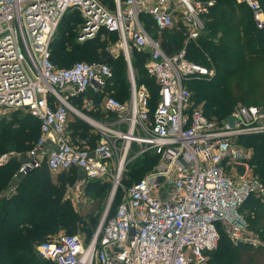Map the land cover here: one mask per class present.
<instances>
[{"label": "built area", "instance_id": "obj_1", "mask_svg": "<svg viewBox=\"0 0 264 264\" xmlns=\"http://www.w3.org/2000/svg\"><path fill=\"white\" fill-rule=\"evenodd\" d=\"M239 1L264 30L262 1ZM213 3L114 0L110 7L101 0H0V107L26 108L41 128L17 174L45 161L54 174L82 171L86 179H79L77 187L87 180L113 179V199L122 192L113 214L111 203L89 239L79 232L61 233L35 246L39 256L54 264H212L221 229L234 244L256 243L247 235L240 209L250 196L264 201V182L250 172L253 150L240 138L264 133V107L239 104L230 114L233 124L227 118L219 121L195 105L187 87L188 80L213 74L189 60L186 51L204 30L203 14ZM72 11L83 19L80 40L94 38L101 28L117 32L128 60L127 101L110 93L113 69L108 63L77 61L58 67L52 62L51 42ZM144 13L153 18L159 35L173 29L178 16L187 32L184 46L167 54L145 28ZM132 47L149 53L145 67L159 89L153 110L148 88L137 85ZM92 95L100 96L99 106ZM75 98H81V106L73 103ZM84 108L99 109L105 117L94 118ZM70 113L100 132L96 145L71 137ZM15 152L2 153L0 166ZM146 153L159 159L143 178L128 189L121 177L115 183L121 163L125 169Z\"/></svg>", "mask_w": 264, "mask_h": 264}, {"label": "trees", "instance_id": "obj_2", "mask_svg": "<svg viewBox=\"0 0 264 264\" xmlns=\"http://www.w3.org/2000/svg\"><path fill=\"white\" fill-rule=\"evenodd\" d=\"M213 1L214 3L208 5L207 11L203 14L204 30L186 46L189 60L208 67L213 70V74L209 78L208 76L192 78L187 81V87L193 94L195 105H200L208 117L221 121L241 103L264 107V30L255 26L253 14L244 2ZM261 1L264 5V0ZM73 13L79 12L72 11L63 17L51 42L52 62L58 67H69L79 58L89 60L78 61L108 63L114 72L108 89L120 101H127L130 97V80L129 83L126 82L125 76L120 72L121 62L112 55L108 47L110 39L119 40L117 32L101 28L94 38L80 42L76 39V34L79 37L76 27L82 21V16L78 14L79 20L71 15ZM141 19L145 28L160 39L167 54H172L184 46L187 32L180 20L173 29L159 35L150 15L144 13ZM148 56V51L131 48L133 66L141 74H136L137 85L147 86L150 93L149 107L153 110L159 100V89L154 78L146 70L145 62ZM120 57L124 62V55L121 54ZM208 64H212L213 69ZM126 95L127 100H123ZM92 96L96 106H99L100 96ZM73 103L81 106V98L73 99ZM82 110L97 119L104 115L96 108ZM28 115L19 118L6 115L0 117V155L12 148L24 154L34 147L41 128L39 120L30 112ZM89 128L93 129L80 118L71 119L69 122L70 135L74 140L86 138L94 146L98 139L92 134L87 135ZM240 142L253 150L251 159L253 170H260L258 177L264 182V133L241 137ZM19 157L23 156H14L0 166V264H54L39 256L35 252V246L47 241L48 234L59 229H68L70 232L65 233L69 234L77 233L80 223L86 221L61 200L62 193L59 189H52L54 180L45 161L22 175L12 190L14 177L22 161ZM138 159L133 162L130 170L136 171L144 167L146 171L148 168L151 170L158 162L159 156L146 153ZM74 171L60 172L59 180L63 179V175ZM93 181L99 183L96 180L90 182ZM119 200V197L114 200L110 215L115 211ZM245 209H248L249 226L259 228L264 238V201L250 196L240 210ZM91 211L89 215L93 213ZM90 220L92 223L85 227L89 231V238L93 235L96 218L91 216ZM210 262L264 264V244L254 247L234 244L225 230L221 229L220 241L218 247L211 252Z\"/></svg>", "mask_w": 264, "mask_h": 264}, {"label": "rangeland", "instance_id": "obj_3", "mask_svg": "<svg viewBox=\"0 0 264 264\" xmlns=\"http://www.w3.org/2000/svg\"><path fill=\"white\" fill-rule=\"evenodd\" d=\"M101 1L103 3H105L106 5L110 6V7L114 6V0H112V2H110L111 0H101ZM78 14L77 13H73L71 15H74L75 17H77ZM78 19L80 20V18H78ZM178 20H179V18L177 16L176 17V21H178ZM81 23H82V21H80L77 24V27H76L78 35H79V32H80ZM76 39H78L80 42H85V40H80V38L77 36V34H76ZM108 47H109V50L112 53V55L114 57H116L117 60H119L121 62L120 72H122V74L125 76L126 82L129 83L128 60H127V58L125 56V50L121 46L120 41L118 39H115V41L110 39V41L108 43ZM121 54L124 55V62H122V60H121V57H120ZM78 60H89V58H85V59L79 58ZM78 60H75L74 62H76ZM73 63H71V64H73ZM132 66H133V63H132ZM208 66L211 67L212 69L214 67L212 64H208ZM133 72H134L135 77H136V74L138 72L136 71L134 66H133ZM113 75H114V72H113ZM138 75H141V74L138 73ZM127 95L129 96L128 93H127ZM127 95L125 96V98H123V100H127L126 99L128 97ZM157 100H158V97H157ZM241 104H247V103H241ZM28 114H29V112H28V110L26 108L11 109V108L0 107V117L6 115L8 117H14V118L17 117V118H19V117H23V116H29ZM100 114H102V113H100ZM93 116H95V115H93ZM101 116L104 117V115H101ZM69 117H70V119H75L77 116H75V114H73V113L72 114L70 113ZM81 120L83 121V119H81ZM87 130H88L87 135H91L92 134L93 137H95V138L97 137L96 139H98V140L101 138V134H100V132H96L97 130H93L91 128H89ZM8 150L9 151H12V150L14 151V148L8 149ZM9 151H7V152H9ZM18 155L19 156H23V154L21 152H15L14 156H18ZM19 158H22V157H19ZM139 158L141 159V156ZM138 161H139V159H138ZM133 162L134 161L130 162L127 165V167L125 169H123V172L121 174V183L124 185V187L126 189L131 187L133 185V183L136 182L137 180L143 178L145 176V174L148 172V170L150 169V168H148L149 165L147 164L146 165V168H148L147 171L144 169L145 167L144 168H139V170H136V171L130 170V169H132ZM250 172H252L255 176H258V174L260 173V170L259 169L257 171L256 170H252ZM114 173H117V170ZM51 174H52L53 180H54L52 189L53 190L56 189V188L59 189L61 191V193H62V199L61 200L65 201V203H67L68 207L74 209V211L78 212L80 214V216H82L85 219L86 222L80 223V227L77 230V232L81 233V235L83 237L88 239L89 238V236H88L89 231L86 230L85 227L89 226L92 223L91 220H90L91 216L96 218V220H95L96 221V225L93 227L94 231L97 228V226L99 225V223L101 221V218H102V216H103V214H104V212L106 210V207H107V205L109 203L111 191H112V188H113L112 187L113 179H111L108 182H104V183H102L100 181H98L99 183L94 182V181L90 182L91 180H87L84 184H82V185L79 184V187H77L79 179H82L84 181L86 179L85 175L82 174L80 171L75 170L73 173H70V174H68L66 176L63 175V179H61V180H59V175H60L59 173H57V174L51 173ZM19 177H21V176H18V178ZM117 197L121 198L122 197V192H119V194H117V196L114 197V199L112 200V205H113L114 200ZM91 210H93V211H91ZM90 211L93 212V213H91V215H89ZM247 211H248V209L241 210V213L243 214V217L246 220V223L248 225V227H247V229H248L247 235L251 239H256V243L255 244H253V243H240V244H246V245H250L252 247L258 246L260 244H264V238L261 236V232H260L261 230L259 228H252V227L249 226V222H248V219H247ZM64 232H70V230L65 229V228L59 229V231H57L55 233L48 234V236H47L48 239L47 240H52L54 237H56L57 235H59L61 233H64ZM210 257H211V255H210Z\"/></svg>", "mask_w": 264, "mask_h": 264}, {"label": "bare ground", "instance_id": "obj_4", "mask_svg": "<svg viewBox=\"0 0 264 264\" xmlns=\"http://www.w3.org/2000/svg\"><path fill=\"white\" fill-rule=\"evenodd\" d=\"M122 170H123V163H121V164H120V167L118 168V172H117V176H116L115 183H117L118 180H119V178L121 177ZM112 199H113V192H111L109 202H110Z\"/></svg>", "mask_w": 264, "mask_h": 264}, {"label": "crops", "instance_id": "obj_5", "mask_svg": "<svg viewBox=\"0 0 264 264\" xmlns=\"http://www.w3.org/2000/svg\"><path fill=\"white\" fill-rule=\"evenodd\" d=\"M81 105H82V104H81ZM81 108H83V107H81ZM104 117H105V116H104ZM76 118H77V117H76ZM102 118H103V117L101 116V119H102ZM25 156H26V153L23 154V157H25ZM80 172L83 174L82 171H80ZM17 175H18V176H22V175L16 173V176L14 177V180H13V181H14V185H13L12 190L15 189V185L19 182V180H20V178H21V177L18 178Z\"/></svg>", "mask_w": 264, "mask_h": 264}, {"label": "water", "instance_id": "obj_6", "mask_svg": "<svg viewBox=\"0 0 264 264\" xmlns=\"http://www.w3.org/2000/svg\"><path fill=\"white\" fill-rule=\"evenodd\" d=\"M227 120H228L231 124H233L234 121H235V117H234L233 115H229V116L227 117ZM111 203H112V200L108 203V205H107L105 211H108V209L110 208Z\"/></svg>", "mask_w": 264, "mask_h": 264}]
</instances>
